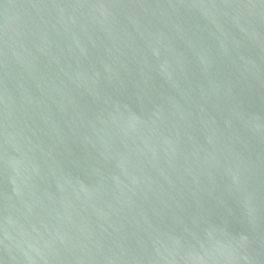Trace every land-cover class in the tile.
Here are the masks:
<instances>
[{
	"label": "water",
	"instance_id": "95a60500",
	"mask_svg": "<svg viewBox=\"0 0 264 264\" xmlns=\"http://www.w3.org/2000/svg\"><path fill=\"white\" fill-rule=\"evenodd\" d=\"M0 264H264V0H0Z\"/></svg>",
	"mask_w": 264,
	"mask_h": 264
}]
</instances>
